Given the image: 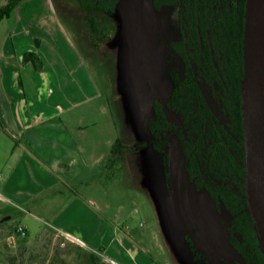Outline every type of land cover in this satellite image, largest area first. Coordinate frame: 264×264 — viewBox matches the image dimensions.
Masks as SVG:
<instances>
[{
  "label": "rangeland",
  "instance_id": "obj_1",
  "mask_svg": "<svg viewBox=\"0 0 264 264\" xmlns=\"http://www.w3.org/2000/svg\"><path fill=\"white\" fill-rule=\"evenodd\" d=\"M52 4L57 19L64 25L67 39L87 62L90 83L98 93L71 112L86 115L80 124L83 133L91 135V139L98 135L104 143H110L105 145L104 159L72 180L71 188L60 185L50 189L38 207L43 210H36V201L33 204L15 199L3 202L10 213L5 214V210L0 209V264H10L11 253L18 255L17 261L21 264H82L79 246L61 245L63 238L48 228L56 225L50 213L67 202L72 189L84 188L86 179L97 183V188L90 187L102 193L107 203L104 211L96 209V214L106 226L118 225L133 236L140 247L137 257L141 264H195L186 239L187 226L179 206L175 172L171 171L170 185H166L161 154L147 144L126 152L116 163H107L114 139L129 145L150 140L147 121L153 103L162 102L170 95L171 71L180 65L170 47L179 37L175 8L156 9L151 0H121L109 17L88 11L94 21V29L90 30L77 0H52ZM15 19L12 13L0 20L1 36ZM73 135L79 139L77 134ZM171 140L174 158L177 142L175 137ZM85 141L87 148H92L89 140ZM186 183V209L191 220L206 235L208 250L226 257L225 217L216 212L204 191H197ZM56 188L62 189L61 195H55ZM20 224L25 225L28 232L17 231L15 227ZM198 241L197 246L202 247L201 240ZM29 254L33 256L28 257Z\"/></svg>",
  "mask_w": 264,
  "mask_h": 264
},
{
  "label": "trees",
  "instance_id": "obj_2",
  "mask_svg": "<svg viewBox=\"0 0 264 264\" xmlns=\"http://www.w3.org/2000/svg\"><path fill=\"white\" fill-rule=\"evenodd\" d=\"M20 1L0 0V20L8 17ZM120 1L77 0L90 30L94 29V21L88 11L109 17ZM151 1L156 9L165 5L177 9L180 37L171 47L178 53L182 68L180 72L171 71L173 85L169 97L153 103L147 121L150 140L129 145L115 139L107 163H116L126 152L150 144L161 154L166 185L171 171L175 172L179 206L194 263L264 264L244 198L241 93L246 0ZM23 61H30L35 69L42 66L35 51L24 52ZM172 137L177 142L174 158ZM186 182L195 190L204 191L216 212L225 217L226 257L208 250L206 235L191 220L186 209ZM199 239L202 247L197 246ZM78 250L82 264L104 263L94 252ZM57 254H61L59 250ZM17 258L16 254L9 255L8 260L10 264H21Z\"/></svg>",
  "mask_w": 264,
  "mask_h": 264
},
{
  "label": "crops",
  "instance_id": "obj_3",
  "mask_svg": "<svg viewBox=\"0 0 264 264\" xmlns=\"http://www.w3.org/2000/svg\"><path fill=\"white\" fill-rule=\"evenodd\" d=\"M12 13L16 19L0 35V209L5 214L10 212L3 202L14 199L27 204L36 201V210H43L38 207L48 191L60 185L71 188L72 180L104 159L105 145L110 143L83 133L80 124L86 115L71 112L98 93L90 83L87 62L67 39L64 25L55 15L52 0H22ZM29 50L41 60L40 69L23 61ZM85 139L92 148H87ZM85 183L80 191L71 190L66 205L50 213L56 225L48 229L63 238L61 245L73 243L96 255L105 252L124 264H141L137 257L140 247L133 236L118 225L106 226L96 214V209L104 211L107 204L102 193L93 190L97 183L90 179ZM55 191V195L62 194V189ZM69 204L72 206L67 207ZM66 232L79 235L85 247Z\"/></svg>",
  "mask_w": 264,
  "mask_h": 264
},
{
  "label": "water",
  "instance_id": "obj_4",
  "mask_svg": "<svg viewBox=\"0 0 264 264\" xmlns=\"http://www.w3.org/2000/svg\"><path fill=\"white\" fill-rule=\"evenodd\" d=\"M243 61L244 198L264 256V0H246Z\"/></svg>",
  "mask_w": 264,
  "mask_h": 264
},
{
  "label": "built area",
  "instance_id": "obj_5",
  "mask_svg": "<svg viewBox=\"0 0 264 264\" xmlns=\"http://www.w3.org/2000/svg\"><path fill=\"white\" fill-rule=\"evenodd\" d=\"M16 230L21 232V233H25V229L22 225H17L16 227ZM67 237H69L70 239H72L74 242L80 244V245H84L83 241L78 238V237H75V236H72L70 235L69 233H64ZM97 255L104 261L106 262V264H124L122 261H120L119 259L117 258H114L112 256H109V255H106V254H101L100 252H96Z\"/></svg>",
  "mask_w": 264,
  "mask_h": 264
},
{
  "label": "flooded vegetation",
  "instance_id": "obj_6",
  "mask_svg": "<svg viewBox=\"0 0 264 264\" xmlns=\"http://www.w3.org/2000/svg\"><path fill=\"white\" fill-rule=\"evenodd\" d=\"M166 6V5H165ZM163 7V6H162ZM162 7H160V8H158V9H161ZM172 7H174V6H172ZM175 8V12H176V16H177V9H176V7H174ZM177 24H178V18H177ZM178 29H179V24H178ZM179 37H180V30H179ZM179 37H178V39H179ZM178 39H176V40H178ZM175 41V40H174ZM173 41V42H174ZM199 41H200V45L202 46V38H201V36L199 35ZM171 47V46H170ZM171 50L173 51V49H172V47H171ZM176 55H177V57L179 58V60H180V57H179V55H178V53L177 52H175V51H173ZM181 68H182V63H181V61H180V65L178 66V67H175L174 69H173V71H177V72H180L181 71ZM221 120H222V122H224V118L222 117L221 118ZM170 182V181H169ZM169 185H170V183H169ZM223 256V255H222Z\"/></svg>",
  "mask_w": 264,
  "mask_h": 264
}]
</instances>
